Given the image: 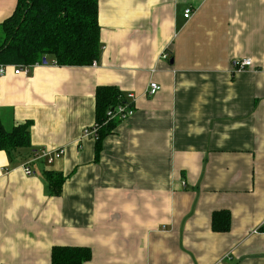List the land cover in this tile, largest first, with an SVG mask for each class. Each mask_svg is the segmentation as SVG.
<instances>
[{"label": "crops", "instance_id": "obj_1", "mask_svg": "<svg viewBox=\"0 0 264 264\" xmlns=\"http://www.w3.org/2000/svg\"><path fill=\"white\" fill-rule=\"evenodd\" d=\"M16 4L0 0V24ZM98 24L96 67L47 56L0 75L1 122L30 123L29 150L0 151V264H50L54 246L89 248L83 264H264V0H98ZM102 86L135 112L96 160L82 131Z\"/></svg>", "mask_w": 264, "mask_h": 264}, {"label": "trees", "instance_id": "obj_2", "mask_svg": "<svg viewBox=\"0 0 264 264\" xmlns=\"http://www.w3.org/2000/svg\"><path fill=\"white\" fill-rule=\"evenodd\" d=\"M0 65H33L51 56L58 66L85 67L100 57V27L98 0H17L12 15L0 24ZM119 104H130L122 93L112 86L96 88L95 123L99 126L95 140V159L101 151L103 139L120 123L107 120L108 110ZM30 123L7 129L0 120V151L9 159L11 153L30 149ZM48 189L58 196L64 178L48 173ZM230 214L214 212L211 228L214 232L230 229ZM264 233V225L259 229ZM91 259L86 247L54 246L50 264H83Z\"/></svg>", "mask_w": 264, "mask_h": 264}, {"label": "built area", "instance_id": "obj_3", "mask_svg": "<svg viewBox=\"0 0 264 264\" xmlns=\"http://www.w3.org/2000/svg\"><path fill=\"white\" fill-rule=\"evenodd\" d=\"M190 15H191V9L188 8L184 11V17L188 18ZM167 58H168L167 54L163 52L161 54V59L166 60ZM96 65H97L96 62H93L91 66L96 67ZM233 66L236 69V71H243L247 68H251L252 62L250 59L245 58L240 61H236L233 64ZM14 68H15L14 70L15 75H18L19 73L25 74L27 72V67L24 66H14ZM4 71H5V66H0V75H2ZM160 90H161V86L156 82L151 81L148 84L146 94L148 97H153ZM133 98H134L133 95L130 94L128 95V99L130 100V102L129 101L128 102L130 104H119L115 107V109L108 110L106 113L107 120L114 118L117 119L119 122H122L132 117L135 112V108L132 102ZM98 129L99 126L96 123H94L92 126L83 129L82 137L90 138L95 141L97 139ZM63 152H64L63 149H59L53 152L42 151L40 157L45 158L47 164H51L53 163L54 160L59 159L63 155ZM23 173L26 176H32L34 172L31 170L28 164H25L23 165Z\"/></svg>", "mask_w": 264, "mask_h": 264}, {"label": "water", "instance_id": "obj_4", "mask_svg": "<svg viewBox=\"0 0 264 264\" xmlns=\"http://www.w3.org/2000/svg\"><path fill=\"white\" fill-rule=\"evenodd\" d=\"M42 63H43V64H46V60H45V58L42 59Z\"/></svg>", "mask_w": 264, "mask_h": 264}, {"label": "rangeland", "instance_id": "obj_5", "mask_svg": "<svg viewBox=\"0 0 264 264\" xmlns=\"http://www.w3.org/2000/svg\"><path fill=\"white\" fill-rule=\"evenodd\" d=\"M0 36H1V34H0Z\"/></svg>", "mask_w": 264, "mask_h": 264}]
</instances>
